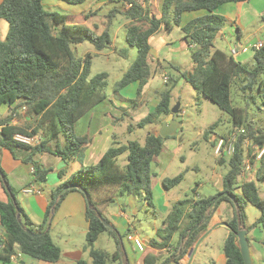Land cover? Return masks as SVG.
Returning a JSON list of instances; mask_svg holds the SVG:
<instances>
[{
    "label": "trees",
    "instance_id": "obj_1",
    "mask_svg": "<svg viewBox=\"0 0 264 264\" xmlns=\"http://www.w3.org/2000/svg\"><path fill=\"white\" fill-rule=\"evenodd\" d=\"M78 4L84 0H63ZM248 0H160L158 12L151 13L148 0H127L128 7L123 11L129 20L125 35L126 42L136 49V55L122 77L114 84V90L137 81V95L142 90L158 66L151 67L149 37L161 27L171 30V21L180 26L183 38L192 45L190 52L192 68L181 69L175 64L169 66L178 70L179 78L189 82L201 95L215 103L222 111L228 112L233 130L244 129L237 133L235 150L227 158L228 168L222 174V189L212 195L197 196L195 188L184 192L174 201L162 218V225L150 238L149 245L162 250L171 244L175 233L178 240L168 254L146 253L144 264H165L171 257L176 262L189 251L208 219L217 209H221V219L229 227L222 251L225 264H244L239 251L236 231L240 224L247 230L264 228V199L259 196L257 180L264 178V165L254 171V176L243 178L247 164L253 165L255 155L245 144L264 143V126H256L249 116V102L258 101L264 105V43L251 50L252 65L248 66L214 45L226 19L216 10L225 3ZM205 10L202 15L191 18L181 24V16L186 11ZM117 9L107 14L104 29L95 30L79 21L78 17L58 11H49L43 6V0H0V19L8 23L6 36L0 39V109L8 112L0 115V170L7 187L0 178V259L11 260V256L20 253L36 260L55 262L61 256V249L50 235L53 215L62 199L70 191L84 192L79 188H70L58 197L62 188L76 184L85 193V217L88 229L85 235L91 262L78 260L73 264H108V260L123 264L127 261L124 237L130 233L120 232L116 227H107L98 217L104 219L107 206L115 201L116 195H132L142 198L147 206L153 208L151 189V162L161 153L164 137L147 133L143 143L129 140L126 144L111 145L90 165H80L63 179L64 171H58L60 182L50 189V199L40 224H34L16 197L17 191L9 183L1 166L3 150L23 151L27 154L25 162L31 160L32 175L35 182L45 183L50 168L44 167L34 156L47 152L63 160L81 159L84 148L90 142L86 135L75 132L76 122L94 106L106 99L103 87L107 73L101 72L89 77L90 54L78 57L75 45L88 41L95 52L107 49L111 45L110 25ZM151 13V15L149 14ZM240 76L239 89L246 99L244 107L233 105L231 83ZM171 108L170 90L161 92L153 111L140 119L139 124L152 122L159 115H168ZM180 111V108H179ZM13 120L21 124L13 123ZM211 127L204 135L211 133ZM15 133L27 136L40 135L42 139L34 145L13 139ZM167 137V136H166ZM215 144V142L213 143ZM127 151L126 164L118 163L119 156ZM261 159L264 160V154ZM260 159V160H261ZM224 163L225 159L219 158ZM183 172L162 179L164 188L179 183ZM222 191L230 193L236 201L227 196L221 197L215 206L209 208L216 196ZM56 204L53 209V202ZM94 209H91L87 202ZM244 201H248L260 210V216L249 226L246 224ZM16 205L19 208L17 219ZM223 205V207H222ZM110 223V222H109ZM201 223V224H199ZM199 226L189 234V229ZM28 228L33 236L23 228ZM100 233H106L114 242L115 250L108 253L96 249L94 243ZM127 264H129L127 262Z\"/></svg>",
    "mask_w": 264,
    "mask_h": 264
},
{
    "label": "crops",
    "instance_id": "obj_2",
    "mask_svg": "<svg viewBox=\"0 0 264 264\" xmlns=\"http://www.w3.org/2000/svg\"><path fill=\"white\" fill-rule=\"evenodd\" d=\"M56 0H43V6L45 9L49 11H56L54 10V6H56ZM69 4V3H67ZM76 4H69L65 6L69 7L68 12H62L69 15H73L79 18V21L87 24L88 26L92 27L95 32L100 33L105 26L106 22V14L111 9H117L115 13V17L110 25V34H111V45L107 48L108 51H99L95 52L93 49L88 53H92L93 56L97 55H104L110 56L112 54H123L125 51L130 52V48H135L130 46L126 40V30L128 19L124 16L123 11L127 9L129 6L127 0H84L81 3ZM148 4L151 7V13L158 12L160 0H148ZM73 5H76L72 7ZM205 10H195V11H186L181 16V24L186 23L191 18L204 14ZM217 13L223 15L226 19L225 24L223 25L219 36L225 38V48L221 50L225 51L229 54V49L231 47L240 49L241 45H245L248 43H253L258 40L264 41V0H248V1H240V2H229L222 4L217 10ZM151 13H149L151 15ZM180 29V26H178ZM173 27H171L172 29ZM164 27H161L156 33L160 32ZM181 31V37L179 39L180 46H179V53L181 54H190L192 50V45L187 44L186 40L183 38V32ZM247 31V35L244 37L243 33ZM154 33V34H156ZM153 34V35H154ZM152 36V35H151ZM149 37V44L150 38ZM117 45H120L122 50H118ZM129 46V48H127ZM151 46V44H150ZM219 48V47H218ZM157 50L153 49L151 46L150 53L151 56L154 58V66L161 64V59L157 54H155ZM252 54L251 50L248 51H239L238 55L234 58L242 63H246L248 66L252 65ZM135 58V57H134ZM180 67V66H179ZM125 70H121L120 75H117L113 79V85L122 77ZM164 72L162 74L164 75ZM108 77V76H107ZM147 85V83H146ZM137 87L138 82L134 81L126 85L125 87L120 89L122 95L119 102H121L124 107H128L131 99H134L137 96ZM148 92L155 94L157 90L151 86H148ZM143 92V90H142ZM128 99V100H126ZM157 97L147 95V97L143 99H139L137 101H133V111L137 113L138 111H145L147 114L154 110ZM100 104V103H99ZM97 104L94 106L89 112L83 115L75 124L77 126L78 122L81 119L87 121V128L89 129L91 126V122L96 119V116L91 115L90 113L99 106ZM4 112H8L9 109L4 107ZM145 114V115H146ZM106 115V114H105ZM167 117L162 116L160 121L165 120ZM107 120V119H106ZM15 124H21V122L17 120H13ZM111 127L114 126L112 124L107 123L106 126H99L95 128L93 134L87 135L90 138V142L84 148L83 154L81 159H79V165L76 166V159L70 158L63 160L57 156H54L50 153L43 152L38 153L34 156V160L38 161L46 168H50L48 173L53 174V178L45 182L46 189L43 190L41 187L37 185L36 182L33 180L32 175V167H31V160L25 162V158L27 154L23 151H15L14 155L8 151L3 150L1 156V166L6 173V177L13 188L17 191V199L20 203V206L23 208L24 212L28 215L30 220L34 224H40L41 220L44 216L46 206L50 199V189L55 187L59 182L60 179L58 177V171L63 170L64 176L63 179L69 176L73 171H75L80 165H90L95 163L100 155L111 145L113 140H116V134L111 131ZM89 131V130H88ZM158 129H155L153 133H157ZM85 135V134H84ZM220 136H216L212 133L211 139H213V143L216 142V139ZM215 140V141H214ZM254 151V150H252ZM161 154V153H160ZM159 154V155H160ZM158 155V156H159ZM157 159H154L153 162L158 165ZM54 163V164H53ZM261 164L264 165V160L261 159L259 161L254 162V167L257 169ZM252 165V168H253ZM254 169V170H255ZM254 170L249 171L248 175H253ZM216 174V172H214ZM247 175V176H248ZM165 177L158 176L156 172H152L151 175V189H152V202L154 207L152 211L155 216L159 213L161 219L165 215V213L170 208L171 204L178 200L181 196L175 195L168 197L165 193V188L162 185V179ZM215 192L220 191L222 189V175H214L213 176ZM262 181L263 185H260L259 182ZM258 185V192L259 196L264 199V179L257 180ZM33 187L34 189L38 190L37 192H29L25 193L24 188L26 187ZM163 187V189H162ZM214 192V193H215ZM213 193V194H214ZM197 195V194H196ZM212 195V194H209ZM199 196V195H197ZM207 196V195H206ZM138 203L147 206L145 201H142L141 198L132 196V195H116L115 201L111 203L109 206L106 207L104 210V215L109 220L110 224L116 227L120 232H126L127 227L130 228V233H126L124 237V247L126 250V257L129 264H144L143 257L146 253H154L157 254L159 251L163 252V254L168 253L171 251L176 243H171L169 246L163 248L162 250H157L149 245L150 238L154 237L155 231L158 228L153 224V233L148 238H141L138 230L131 222V217H134L138 213ZM85 207H86V199L85 196L80 191H70L65 195L62 199L61 203L59 204L57 210L53 215V219L50 224V235L52 239L57 237L60 241H63L64 244H58L59 248L61 249V256L55 262H47L43 260H36L32 259L27 256L21 255L18 258L11 259L9 261H4L0 259V264H73L78 260H85L87 263L91 262V257L89 255V249L87 248L86 243L78 242L77 240L79 237H85L88 223L85 217ZM223 207V205H222ZM150 208V207H149ZM221 209H217L212 215L208 216V222L206 227L203 231L199 234L198 238L189 249V251L179 260L177 263L182 264H190V262L195 258L198 250L201 248L203 244L209 243V241L213 242L216 241L219 243L220 250L217 251V254L212 259V264H225V256L222 251V245L229 233V227L227 226L226 222L221 219ZM246 215V213H245ZM260 214L253 220L248 221L246 215V224L249 226L252 224ZM63 222V223H62ZM247 229V228H246ZM248 233L251 234L254 244V249L256 254V263L255 264H264V256L262 255V250H264V228L262 227H255L250 230H247V238ZM106 234V233H105ZM136 236L144 244V250L139 251L132 239L128 238L127 236ZM102 236L100 233L96 239V241ZM86 240V239H85ZM106 240V239H105ZM178 240V239H177ZM96 241L94 243V247L99 249L96 246ZM249 241V239H248ZM108 242V241H107ZM108 253H111L115 250V244L108 243ZM102 250V249H100ZM162 254V255H163ZM253 261L254 255L251 252ZM110 264H118V261L108 260ZM160 260L156 261L155 264H158Z\"/></svg>",
    "mask_w": 264,
    "mask_h": 264
},
{
    "label": "rangeland",
    "instance_id": "obj_3",
    "mask_svg": "<svg viewBox=\"0 0 264 264\" xmlns=\"http://www.w3.org/2000/svg\"><path fill=\"white\" fill-rule=\"evenodd\" d=\"M56 1L58 4L53 7L54 10L58 12L69 11V7L64 4L69 5L71 3L67 4L68 2L63 0ZM76 5L78 6L79 4ZM76 5H73L72 7ZM171 25L173 28L170 31L162 29L160 32L151 36L150 44L153 49L157 50L155 54L160 57L161 64L156 65L159 70L153 72L149 77L147 85L143 88V92L131 100L132 102L139 99L141 100L147 97V95H150V97L156 96L158 100L161 92L170 90L171 107L177 102L180 105V111L174 114V119L178 122V127L175 133L164 137L161 154L155 158L157 159L156 161H158V165L153 161L151 162V175L152 172H156L158 176L160 175L161 177L170 178L183 172V178L179 183L170 188H165V193L168 197L175 195H180L182 197L184 192H189L192 188H195L197 195L206 196L215 192L213 176L222 175L228 168L226 161L228 155L217 156L214 152L216 142L213 144V139H211L212 133L216 136L228 137L237 131L235 132L233 130L231 117L228 112L220 110L215 103L201 95L189 82L179 78L178 70H174L169 66V64L172 63L178 67L180 66L181 69L192 68L190 54L179 53L181 31L172 21ZM7 29L8 23L5 20L0 19L1 40L5 38ZM246 35L247 31H244L243 36L245 37ZM214 45L226 49L225 38L220 37L218 34L214 40ZM117 47L118 50H122L120 45H117ZM127 48H129V46H127ZM92 49L93 47L88 41L75 45V53L81 58H84V56L92 51ZM105 51L108 50L105 49ZM89 54L91 55L89 59V77L101 72L107 73L108 77L106 78V84L103 87L107 97L93 112L90 113L91 115L96 116V119L98 120H93L88 129L85 118L84 120L81 119L77 126H75V132L79 135L85 134L87 136L89 132L90 134H93L98 125L106 126V124L109 123L114 126L113 128L111 127V131L116 134L117 145L126 144L129 140H136L143 143L147 133H153L155 129H160L165 120L160 121L159 116L164 117V115L161 114L152 122L140 125L139 121L145 117V111L141 110L134 113L135 111L132 109V102H130L128 107H124V105L119 102V99L122 100L120 89L115 91L113 85V79L117 75L122 74L121 70L123 71L127 69L133 61L136 55V49L130 48V52L125 51L123 54L116 53L107 57L104 55L93 56L92 53ZM152 59L154 58L152 57ZM151 67H155L154 61L151 62ZM163 71H165L164 75L162 74ZM165 75L167 76V81H164L163 79ZM148 86L157 90L156 95L148 92ZM239 86L240 76L236 77L231 83L230 89L233 100L232 103L233 105L244 107L246 105V99L242 96ZM247 111L256 126H264L263 104H260L258 101H250ZM4 113V110L0 111V115H3ZM210 127L212 128L211 133H208L205 136V130ZM245 146L249 147L251 151L255 149L253 143H250L249 141L246 142ZM126 157L127 151L119 156L118 163L121 166L126 164ZM219 158L225 159V162H219ZM78 165L79 157L76 159V166ZM254 169L255 167L253 165V168L249 171ZM249 171L247 170V172L242 175L243 178L248 179L254 176V174L249 176ZM214 172H216V174ZM52 176V173H48V180H51L53 178ZM36 183L43 190L46 189L45 183ZM259 184L263 185V182L260 181ZM244 205V211L247 215L248 221L251 222L260 214V210L248 201H244ZM138 210V213L134 217H131V222H133V225L138 230L141 238H148L153 233V224L157 227L162 225L161 216L159 213L155 216L152 208L145 207V205H142L141 203H138ZM177 239L178 233H175L171 243H176ZM248 239L250 252L254 255L253 263L255 264L256 256H258L259 253L256 254L250 233H248ZM53 241L57 245L64 244V242L60 241L57 237H54ZM77 241L86 243L84 236H82V238L79 237ZM108 243L113 246V240L107 234L102 233V236L96 241V246L99 249L108 251ZM218 245L219 243L216 241H209V243L203 244L190 264H212V259L221 248ZM261 252L264 256V250ZM162 253L163 252H161V254ZM166 254L168 253H165L164 256H166ZM108 264H110V261H108ZM171 264H176V262Z\"/></svg>",
    "mask_w": 264,
    "mask_h": 264
},
{
    "label": "water",
    "instance_id": "obj_4",
    "mask_svg": "<svg viewBox=\"0 0 264 264\" xmlns=\"http://www.w3.org/2000/svg\"><path fill=\"white\" fill-rule=\"evenodd\" d=\"M75 52V51H74ZM179 103L177 102L173 107L170 108V112L169 114L167 115V118L165 119V121H163L160 129L158 130L157 133H155L154 135H160L162 137H166V136H169L173 133H175L177 127H178V122L174 119V114L177 113L179 111ZM0 178L4 181V184L5 186L7 187V183L5 182V177L2 173V171L0 170ZM79 188L81 191L84 192L85 196H86V193L85 191L78 187V185L76 184H69L67 186H65L64 188L61 189V191L58 193V197H60L63 192H65L66 190L70 189V188ZM223 196H227V197H230L235 205H236V201H235V198L228 192L226 191H222L221 193H219L216 198L213 200V202L210 204L209 208H212L213 206L216 205V203L218 202V200L223 197ZM87 197V196H86ZM56 204V201L53 202L52 206H51V209L54 208ZM88 206L91 208V209H94L90 202L88 201L87 202ZM16 210H17V219L19 220V216H20V213H19V208L18 206L16 205ZM98 217L101 219V221L109 228H112L113 226L107 222L104 217L98 213ZM208 215L203 219L202 222H204L206 219H207ZM199 223V224H201ZM199 224L195 225L194 227H192L191 229H189V234L194 231L198 226ZM23 227V226H22ZM24 228V227H23ZM26 230L27 233L33 235V236H38L40 235V233H34L32 231H30L28 228H24ZM247 229L245 227L244 224H240V226L238 227L237 231H236V237H237V242H238V246H239V251H240V254L242 256V260L244 262V264H254L253 263V258H252V255H251V252H250V248H249V241H248V238H247ZM174 257H171L165 264H171V263H175L176 261L174 260ZM123 264H127V262H124Z\"/></svg>",
    "mask_w": 264,
    "mask_h": 264
},
{
    "label": "built area",
    "instance_id": "obj_5",
    "mask_svg": "<svg viewBox=\"0 0 264 264\" xmlns=\"http://www.w3.org/2000/svg\"><path fill=\"white\" fill-rule=\"evenodd\" d=\"M264 41L262 40H258V41H255L253 43H248V44H245V45H241L240 46V49H237V48H234V47H231L229 49V54L232 56V57H235L238 55L239 51H248V50H254V49H257L259 47H261L263 45ZM164 81H167V76L165 75L163 77ZM244 129H239L236 133L232 134V135H229L228 137H219L217 138L216 140V144H215V148H214V152L215 154L218 156V155H228L231 156L235 150V146H234V141L236 139V136H237V133H244ZM13 139L16 140V141H19V142H22V143H25V144H29V145H34V144H37L40 142V140L42 139V137L40 135H34V136H27V135H23V134H20V133H15L13 135ZM254 155H255V160L256 161H259L262 157V155L264 154V143L260 146V145H255V149L253 151ZM252 168V165L250 164H247L242 175L245 174V172H247V170H250ZM24 192L25 193H29V192H37L39 193L38 190L34 189L33 187L29 186V187H26L24 188ZM131 234H129L127 237L132 239L135 247L139 250V251H143L144 250V244L143 242L141 241V239H139L138 237L136 236H130ZM21 254L20 253H17V254H14L11 256V259H15V258H18L20 257ZM177 264H182L181 262L180 263H177Z\"/></svg>",
    "mask_w": 264,
    "mask_h": 264
}]
</instances>
